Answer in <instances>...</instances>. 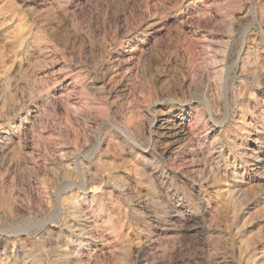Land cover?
<instances>
[{
  "label": "rangeland",
  "instance_id": "1",
  "mask_svg": "<svg viewBox=\"0 0 264 264\" xmlns=\"http://www.w3.org/2000/svg\"><path fill=\"white\" fill-rule=\"evenodd\" d=\"M0 264H264V0H0Z\"/></svg>",
  "mask_w": 264,
  "mask_h": 264
},
{
  "label": "bare ground",
  "instance_id": "2",
  "mask_svg": "<svg viewBox=\"0 0 264 264\" xmlns=\"http://www.w3.org/2000/svg\"><path fill=\"white\" fill-rule=\"evenodd\" d=\"M225 101L228 102V98H227V100H225ZM208 108H209V109H208L209 117L211 118V113H212V110H213V107H212V103H211V102L208 103ZM188 113H189V112H188ZM190 113H191V112H190ZM205 116H206V115H205ZM209 117H208V118H209ZM210 118H209V119H210ZM247 127H249V126H247ZM213 132H214V131H213ZM179 135H180V134H179ZM257 142H258V141H257ZM246 144H248V143H246ZM222 145H223V144H222ZM225 145H226V144H225ZM210 146H211V144H210ZM261 146H262V145H261ZM209 148H210V147H209ZM247 150H248V149H247ZM262 150H263V149H262ZM209 151H210V150H209ZM247 159H248V158H247ZM244 161H245V160H244ZM240 162H241V160H240ZM245 166H246V165H245ZM248 166H249V165H248ZM77 167H79L78 164H77ZM245 168H246V167H245ZM81 172H82V171H81ZM83 172H84V171H83ZM247 173H248V172H247ZM81 174H82L81 176H83V182H82L81 184H79V185L77 184V185H78L80 188H83V187H85V185H86V180H87V179L85 178V176H84L83 173H81ZM255 175H256V174H255ZM95 176H96V175H95ZM99 176H100V175H99ZM257 176H258V175H257ZM257 178H258V177H257ZM256 181H257V180H256ZM253 182H254V181H253ZM60 183H61V182H60ZM68 185H69V186H68L66 189H68V188H70V187H73V186L76 185V184H72V182H69V181H68ZM58 186H59V185H58ZM78 186H77V187H78ZM66 189H65V190H66ZM86 189H87V188H86ZM68 190H69V189H68ZM61 192H62V191H61ZM63 192H64V191H63ZM65 192H66V191H65ZM56 196H57V195H56ZM92 196H93V195H92ZM94 196H95V195H94ZM59 197H60V196H59ZM57 207H58V211H59V210L61 209L59 203H58V206H57ZM259 244H260V243H259ZM87 251H88V250H87ZM261 260H262V259H261Z\"/></svg>",
  "mask_w": 264,
  "mask_h": 264
}]
</instances>
